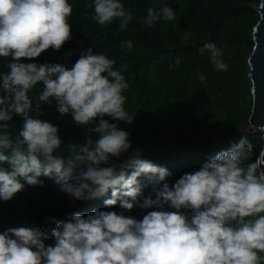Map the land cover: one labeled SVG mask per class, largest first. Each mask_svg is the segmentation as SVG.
Returning a JSON list of instances; mask_svg holds the SVG:
<instances>
[{"label": "clouds", "instance_id": "9594fccd", "mask_svg": "<svg viewBox=\"0 0 264 264\" xmlns=\"http://www.w3.org/2000/svg\"><path fill=\"white\" fill-rule=\"evenodd\" d=\"M100 25L119 18L125 29L132 19L122 0H90ZM69 0H0V57H10L0 71V130L14 116L23 123L15 138L0 131V201H10L27 185L53 180L61 192L79 201L103 199L104 209L55 224L54 244H46L47 225L22 224L0 231V264H262L264 262V166L259 157L245 162L253 144L240 135L215 151L197 169L183 172L171 184V171L132 149L126 111L125 76L104 53L83 50L69 67L31 59L70 38ZM175 10L165 4L148 7L146 25L172 21ZM213 67L226 71L223 50L214 41L199 49ZM36 97L29 95L37 83ZM55 104L72 123L88 128L87 136L65 144L58 124L41 118L39 103ZM31 113V114H30ZM264 153V146L260 147ZM155 194L143 196L140 177ZM23 181V183L21 182ZM119 203L120 211L111 210ZM139 204L142 218L125 212ZM171 209V210H169Z\"/></svg>", "mask_w": 264, "mask_h": 264}, {"label": "trees", "instance_id": "16d2710c", "mask_svg": "<svg viewBox=\"0 0 264 264\" xmlns=\"http://www.w3.org/2000/svg\"><path fill=\"white\" fill-rule=\"evenodd\" d=\"M258 2L122 0L125 9L132 12V19L125 29H120L119 18L109 24H98L93 19L90 0H69L72 4L71 15L67 18L70 38L58 50L49 47L37 57L22 59L37 63L58 62L70 67L88 47L114 59L113 67L123 73L129 84L124 90V107L134 114L131 123L119 122L130 133L129 151L139 149L141 153L156 142L141 156L167 167L172 175L166 179L171 184L183 172L197 169L215 151L229 147L230 141L239 138L207 136L249 128L252 94L246 59L254 44L252 30L258 20L254 6ZM165 4L175 10L176 18L172 21L160 19L154 25H146L143 17L147 8ZM206 41H214L223 50V59L228 64L226 71L216 70L207 52L200 53L199 49ZM10 59L0 57V71H7L5 65ZM41 88L42 84L38 82L29 93L34 107ZM39 107L41 118L59 126L62 154H66L67 142L76 139L82 142L89 135L95 136L88 131L91 125L82 128L72 123L68 114L60 116L54 103L49 106L40 102ZM9 123L8 129L0 131H8L15 138L23 117L14 116L13 122ZM169 136L170 139L161 140ZM247 137L253 144V153L246 163L257 158L263 145L262 138ZM40 179L44 181L43 185L25 183L13 199L0 201V231L22 224L47 225L45 243L54 244L51 230L56 225L49 223L48 218L67 220L75 212L87 215L93 208H105V197L75 200L61 192L51 178L41 176ZM139 180L144 186L138 200L142 201V197L148 195L154 198L147 178L142 176ZM111 210L119 212V203L111 206ZM148 210L151 209L134 204L125 214L139 219Z\"/></svg>", "mask_w": 264, "mask_h": 264}, {"label": "water", "instance_id": "95a60500", "mask_svg": "<svg viewBox=\"0 0 264 264\" xmlns=\"http://www.w3.org/2000/svg\"><path fill=\"white\" fill-rule=\"evenodd\" d=\"M254 9L258 13V20L252 30V39L254 44L246 59L247 75L250 79V90L252 94L250 114L248 117L249 128L233 132L209 135L207 137H238L240 135L259 137L262 138V146H264V0H259V2L254 6ZM170 138L171 137L169 136L161 140ZM155 143L146 147L140 153V155L145 153ZM257 157H259L261 166H264V153L259 152Z\"/></svg>", "mask_w": 264, "mask_h": 264}, {"label": "bare ground", "instance_id": "6f19581e", "mask_svg": "<svg viewBox=\"0 0 264 264\" xmlns=\"http://www.w3.org/2000/svg\"><path fill=\"white\" fill-rule=\"evenodd\" d=\"M168 4H169V3H168ZM252 8H253V7H252ZM248 87H249V86H248ZM215 118H216V117H215ZM198 125H199V124H198ZM213 126H214V125H213ZM207 127H209V126H207ZM197 131H198V130H197ZM213 132H214V131H213ZM165 133H166V132H165ZM188 133H189V132H188ZM207 133H208V132H207ZM163 135H164V134H163ZM165 135H166V134H165ZM204 138H205V137H204ZM204 138H203V139H204ZM184 139H185V138H184ZM199 139H200V138H199ZM203 139H201V141H202ZM218 140H219V139H218ZM229 140H230V139H229ZM163 141H164V140H163ZM174 141H175V140H174ZM203 141H205V140H203ZM203 141H202V142H203ZM199 142H200V141H199ZM171 143H172V142H171ZM171 143H170V144H171ZM176 143H177V140H176ZM176 143H175V144H176ZM183 143H184V142H183ZM227 143H228V142H227ZM177 144H179V143H177ZM192 144H194V143H192ZM196 144H197V143H196ZM199 144H200V143H199ZM205 144H206V143H205ZM205 144H204L203 146H206ZM208 145H209V144H208ZM167 146H168V145H167ZM172 146H173V145H172ZM197 146H198V145H197ZM203 146H202V147H203ZM162 147H164V146L162 145ZM207 147H208V146H207ZM207 147H206V148H207ZM210 147H211V146H210ZM212 147H213V146H212ZM203 148H204V147H203ZM206 148H205V150H206ZM198 149H200V147H199ZM212 149H213V148H212ZM210 150H211V148H210ZM173 159H174V158H173ZM188 162H189V161H188ZM191 162H192V160H191ZM199 162H200V161H199ZM192 165H193V164H192ZM187 169H188V168H187ZM139 179H140V178H139ZM138 199H139V198H138ZM137 206H138V205H137ZM140 208H141V207H140ZM87 209H88V208H87ZM144 214H145V213H144Z\"/></svg>", "mask_w": 264, "mask_h": 264}]
</instances>
